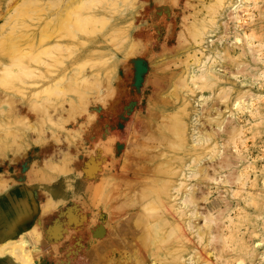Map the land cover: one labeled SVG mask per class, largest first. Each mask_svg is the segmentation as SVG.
Masks as SVG:
<instances>
[{"label":"rangeland","instance_id":"obj_1","mask_svg":"<svg viewBox=\"0 0 264 264\" xmlns=\"http://www.w3.org/2000/svg\"><path fill=\"white\" fill-rule=\"evenodd\" d=\"M230 1L0 0V264H264V0Z\"/></svg>","mask_w":264,"mask_h":264},{"label":"bare ground","instance_id":"obj_2","mask_svg":"<svg viewBox=\"0 0 264 264\" xmlns=\"http://www.w3.org/2000/svg\"><path fill=\"white\" fill-rule=\"evenodd\" d=\"M218 1V0H217ZM220 1V7L218 8V6H219V4L216 6V7H208L209 9H213L214 8V10L216 11L215 13H217V12H219L220 10V8L222 9V8H225V5H226V3H227V0H219ZM243 4H244V2H243V0H240V2L238 1V4H236L235 2H229V8L231 7H233L234 6V8H233V11H234V15H233V17L236 19V21L237 22H239V23H241V13H240V10H241V7L243 6ZM249 10V9H248ZM229 12V11H228ZM227 12V13H228ZM230 12H231V10H230ZM232 14H233V12H231ZM229 14V16H230V13H228ZM232 14H231V16H232ZM216 17L214 18V20H212V21H214V22H216ZM213 23V22H212ZM225 23V22H224ZM237 25H238V23H237ZM241 25V24H240ZM211 28V27H210ZM212 29H207V27H206V25L204 26L203 25V28H201V29H199L198 31H197V36H198V41L200 42H202V40H205V38L207 37L206 35L211 31ZM239 33V32H238ZM240 34V33H239ZM255 34V33H254ZM242 35V34H241ZM196 36V37H197ZM245 36L246 37H249V38H251V37H253V32L252 33H245ZM218 39V38H217ZM236 39H237V41L238 40H242V36H240V35H237L236 36ZM251 40V39H250ZM253 40V39H252ZM197 41V40H196ZM245 41H246V39H245ZM239 42V41H238ZM198 47V46H197ZM205 47V46H204ZM198 49V48H197ZM204 49V48H203ZM207 50V49H206ZM214 51V50H213ZM224 51V50H223ZM202 53H203V51H201ZM206 52V51H205ZM205 52H204V54H205ZM197 53V52H196ZM195 53V54H196ZM208 53H210V52H208ZM212 53V52H211ZM214 54V53H213ZM216 54V53H215ZM208 55H210V54H208ZM212 56V55H211ZM206 57H208V56H206ZM205 57V58H206ZM213 57H215V55L213 56ZM198 60L197 61H199V66H200V68H199V71H197V69L194 67V69H193V71L191 72L190 71V73H192V74H190V76H189V80H190V77L192 78V79H195V80H198L196 77H199V79H200V76L201 77H208V76H211L212 75V70H210V69H206V68H204V67H201V66H203L205 63H203V65H202V62H203V59H201L200 57H196ZM205 58H204V60H205ZM209 58H210V56H209ZM206 59H208V58H206ZM215 59H216V57H215ZM202 60V61H201ZM211 61H213L212 59H211ZM211 61H210V63H211ZM209 63V62H208ZM209 63V64H210ZM198 68V67H197ZM208 68V67H207ZM192 69V68H191ZM262 71V70H261ZM240 72H242L241 70H240ZM205 77L203 78V79H201L202 81L205 79ZM221 77V76H220ZM193 81V80H192ZM197 83V82H196ZM200 83V82H199ZM186 84V83H185ZM188 84V83H187ZM209 84V83H208ZM206 85V84H205ZM189 87H190V85H188ZM207 86V85H206ZM192 88V87H191ZM220 90H222V89H220ZM225 90V89H224ZM201 95V94H200ZM246 98V97H245ZM238 100V99H237ZM251 100V99H250ZM243 101V100H242ZM242 101L241 100H238L237 102H236V105H237V107L239 108V109H242L243 108V105H242ZM251 114H252V112H251ZM253 122V121H252ZM186 125V124H185ZM185 127H187V125L185 126ZM233 128V127H232ZM196 130V129H195ZM236 131V130H235ZM234 131V132H235ZM194 132V131H193ZM194 135H196V134H194ZM204 135V134H203ZM197 137V136H196ZM209 137V136H208ZM200 137H198V139H199ZM205 139V138H204ZM195 140V139H194ZM195 144V143H194ZM67 152V151H66ZM64 154V153H63ZM114 154V153H113ZM66 155V154H65ZM198 156V155H197ZM196 156V157H197ZM195 157V156H194ZM200 157V156H199ZM200 159V158H199ZM114 160V159H113ZM198 160V159H197ZM229 164H231L230 163V161H227ZM226 163V162H225ZM249 165V164H248ZM173 167V166H172ZM171 168V167H170ZM169 168V169H170ZM249 168V167H248ZM251 168V167H250ZM180 169V168H179ZM178 170V169H177ZM166 171H168V170H166ZM170 171V170H169ZM171 172H172V170H171ZM166 173V172H165ZM183 173H184V170H183ZM167 174H170L169 172L167 173ZM172 174V173H171ZM208 178H209V176H208ZM211 178H213L212 176H211ZM215 178H213V180H214ZM185 181V180H184ZM183 180L182 181H180V183H179V186H177V187H175L174 189L176 190H179V192H180V188L182 187V185L183 184H185V183H183L184 182ZM168 182V181H167ZM170 182H172V180H170ZM175 182H177V181H175ZM163 183V189H161L160 191H158L157 192V195H156V198L157 197H159V199H161V197H162V200H160L161 202L160 203H162V202H164L163 200V196L164 195H166V198L168 197H173L174 195L173 194H171L170 193V184L171 183H166V181L165 182H162ZM174 183V182H173ZM113 185V184H112ZM112 185H111V187H112ZM114 186V185H113ZM185 189H187V187L185 188ZM184 189V190H185ZM112 190V189H111ZM110 190V191H111ZM243 190V189H242ZM248 190V189H247ZM249 191V190H248ZM251 191V190H250ZM177 192V191H176ZM111 193V192H110ZM112 194V193H111ZM109 195V194H108ZM122 195V194H121ZM177 195V194H176ZM113 196V195H112ZM193 196V195H192ZM111 197V196H110ZM177 197H180V196H177ZM189 197V196H188ZM191 197V196H190ZM194 197H196V196H194ZM145 198V197H144ZM143 198V199H144ZM248 198H250V196H248ZM153 199H154V197H153V195L151 196V197H149L148 198V200L146 199V203H145V207L146 208H149V205L150 204H153ZM158 199V198H157ZM158 199V200H159ZM175 199V198H174ZM183 199H185V198H183ZM183 199H181V200H183ZM188 199V198H187ZM187 199H185V202H186V200ZM190 199H192V198H190ZM253 199V198H252ZM170 200V199H169ZM188 201V200H187ZM111 202H113V206H114V208H113V206H111V208H112V210L113 209H115V206H116V204H115V202H114V198H112V201ZM175 202V201H174ZM184 202V201H183ZM188 202H192V200L190 201H188ZM121 204V203H120ZM164 204V203H163ZM194 204H195V202H194ZM175 204L173 203H171V206H174ZM167 206V205H166ZM170 206V207H171ZM196 206V205H195ZM168 207V206H167ZM166 207V208H167ZM186 207V206H185ZM173 209V208H172ZM183 209V208H182ZM197 209V208H196ZM167 210H169V207H168V209ZM179 210H180V212L182 211L181 210V208H179ZM194 210V209H193ZM166 211V210H165ZM176 211V210H175ZM184 212H185V210H183ZM196 211V210H195ZM194 211V212H195ZM224 211V210H223ZM193 212V213H194ZM197 212V211H196ZM114 214H113V211L111 212L110 211V222H111V220H113V218H114V216H113ZM109 217V216H108ZM167 219V218H166ZM167 220H169V219H167ZM130 224V223H129ZM128 225V224H127ZM112 226V225H111ZM109 228H111L110 226H109ZM128 228H130V227H128ZM112 230H113V227L111 228ZM109 230V234H110V238H109V240H108V246H109V248L111 249V248H113V246L114 245H117V243H122V240H121V242L117 239H115V237L112 235L114 232L112 231V230ZM128 230V229H127ZM133 230V229H132ZM131 231V230H130ZM27 232V231H26ZM26 232H24V234H23V237L21 238V240H20V242L22 241L23 243H24V245H26V246H24V245H22V242L20 243L21 245H22V247H19V245H14L13 247H10L11 248V250L12 251H14V252H18L19 254H21V258H22V263L21 264H37V262L34 260V258H33V255H34V253H33V250L34 249H32L31 248V246L29 245L28 246V243L30 244V236L28 235V233H26ZM127 232V231H126ZM31 233V232H30ZM117 237V236H116ZM32 239V238H31ZM121 239H123V238H121ZM165 239V238H164ZM242 239V238H241ZM125 243L127 242L126 240L124 241ZM129 242V241H128ZM124 244V243H123ZM263 243L261 242V240L260 239H258L256 242H255V246L256 247H259V246H261ZM126 245H127V243H126ZM123 246V245H122ZM4 247H6L5 249H8L9 247H7V246H3V248ZM2 248V249H3ZM10 248H9V250H10ZM255 249V248H254ZM145 252V251H144ZM255 251L254 250H248V253H254ZM237 264H245V261L242 259V260H239L238 262H237Z\"/></svg>","mask_w":264,"mask_h":264},{"label":"clouds","instance_id":"obj_3","mask_svg":"<svg viewBox=\"0 0 264 264\" xmlns=\"http://www.w3.org/2000/svg\"><path fill=\"white\" fill-rule=\"evenodd\" d=\"M4 67V61L2 59H0V68Z\"/></svg>","mask_w":264,"mask_h":264},{"label":"water","instance_id":"obj_4","mask_svg":"<svg viewBox=\"0 0 264 264\" xmlns=\"http://www.w3.org/2000/svg\"><path fill=\"white\" fill-rule=\"evenodd\" d=\"M145 69V68H144Z\"/></svg>","mask_w":264,"mask_h":264}]
</instances>
